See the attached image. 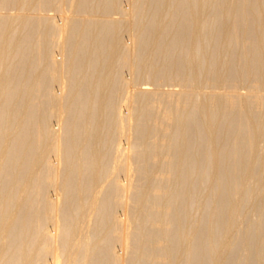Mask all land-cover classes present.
I'll list each match as a JSON object with an SVG mask.
<instances>
[{"label":"bare ground","instance_id":"6f19581e","mask_svg":"<svg viewBox=\"0 0 264 264\" xmlns=\"http://www.w3.org/2000/svg\"><path fill=\"white\" fill-rule=\"evenodd\" d=\"M0 264H264V0H0Z\"/></svg>","mask_w":264,"mask_h":264}]
</instances>
